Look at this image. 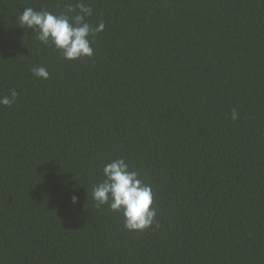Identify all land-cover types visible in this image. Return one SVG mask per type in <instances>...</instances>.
<instances>
[{
	"label": "trees",
	"instance_id": "16d2710c",
	"mask_svg": "<svg viewBox=\"0 0 264 264\" xmlns=\"http://www.w3.org/2000/svg\"><path fill=\"white\" fill-rule=\"evenodd\" d=\"M0 264H264V0H0Z\"/></svg>",
	"mask_w": 264,
	"mask_h": 264
}]
</instances>
